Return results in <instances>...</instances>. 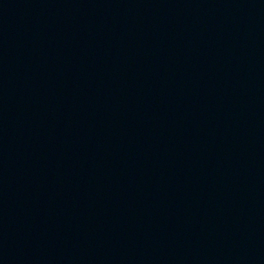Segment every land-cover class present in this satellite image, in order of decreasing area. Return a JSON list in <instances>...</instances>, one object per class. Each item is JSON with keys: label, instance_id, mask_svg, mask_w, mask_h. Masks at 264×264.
Listing matches in <instances>:
<instances>
[{"label": "water", "instance_id": "obj_1", "mask_svg": "<svg viewBox=\"0 0 264 264\" xmlns=\"http://www.w3.org/2000/svg\"><path fill=\"white\" fill-rule=\"evenodd\" d=\"M0 264H264V0H0Z\"/></svg>", "mask_w": 264, "mask_h": 264}]
</instances>
